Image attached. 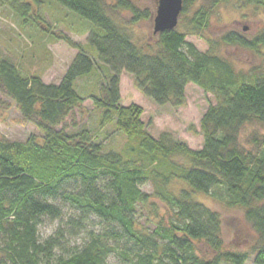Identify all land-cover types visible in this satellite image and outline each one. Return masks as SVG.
<instances>
[{"label": "trees", "instance_id": "trees-1", "mask_svg": "<svg viewBox=\"0 0 264 264\" xmlns=\"http://www.w3.org/2000/svg\"><path fill=\"white\" fill-rule=\"evenodd\" d=\"M51 1L88 20L91 32L82 45L45 28L78 50L58 83L0 58V93L43 138L0 139V264H108L113 256L120 264H246L252 254L264 264V67L239 70L215 52L224 43L263 55L264 29L252 38L207 35L215 9L230 0H184L178 26L152 42L133 35L152 17L136 0H0V7L41 25L33 8ZM259 5L264 0H243L241 7ZM122 11L130 16L121 19ZM189 35L207 40L209 51H199ZM123 71L158 105L184 106L190 83L213 94L216 103L200 121L203 146L194 149L167 132L154 137L143 107L121 102ZM88 77L98 82L89 94L98 112L95 133L68 123L86 100L78 80ZM108 125L127 138L126 149H107L98 139ZM247 127L257 128L245 135ZM147 181L153 193L141 189ZM198 193L243 210L257 234L251 252L225 249L222 216ZM155 199L165 204L168 223ZM68 208L65 225L43 238L44 220L63 218ZM95 220L100 229L88 230ZM86 230L82 243L74 241ZM202 242L212 257L198 253Z\"/></svg>", "mask_w": 264, "mask_h": 264}, {"label": "rangeland", "instance_id": "rangeland-1", "mask_svg": "<svg viewBox=\"0 0 264 264\" xmlns=\"http://www.w3.org/2000/svg\"><path fill=\"white\" fill-rule=\"evenodd\" d=\"M45 2L41 6L33 8V17H36L41 25L34 22H23L19 15L9 7H0V58H9L13 61L22 73L41 76L46 83H58L69 64L76 56L78 50L71 46L65 39H55L52 33L45 31L49 28L56 34H65L73 42L87 44L91 26L86 19L79 16L60 4L51 1ZM141 7H148L152 14L149 20L140 22L134 26L133 35L140 42H152L154 40V18L156 16L158 0H136ZM243 0H230L221 3L211 17V24L207 30L210 37H218L226 32L235 31L248 38H252L264 29V6L254 8L244 6ZM119 16L124 19L130 14L122 11ZM86 20V21H85ZM88 21V22H87ZM187 40L193 43L201 51H209L210 45L207 40L198 35H189ZM216 53L230 61L239 70L248 71L251 68L264 67V47L263 55H257L251 50L238 45L217 46ZM92 52H95L92 49ZM100 84V82H99ZM98 85L93 77L78 80L77 87L86 100L81 109L76 110L73 121L79 126L90 128L94 133L98 129V112L94 109L92 100L89 98L91 91ZM121 102L124 105L136 103L143 107V121L147 125V130L156 138L163 133H171L175 138L185 141L190 147L200 149L203 146V136L199 133L200 121L210 104H215L216 99L213 94L206 93L195 84H188L186 87L187 102L182 107L171 105H158L151 98L147 97L136 87L134 76L123 71L121 74ZM254 128L247 127L244 134H248ZM108 131L99 135V140L103 141L107 149L124 150L128 147L127 138L116 132L112 125L103 128ZM30 137H34L38 142H42V133L35 124L26 121L16 103L6 95L0 93V139L9 141L26 142ZM141 189L147 193H153L154 185L151 181L140 185ZM196 199L204 202L213 210L220 213L223 222V239L225 249L233 252H251V248L257 238V234L251 224L245 219L243 210L239 208H229L220 198L212 195L198 193ZM160 206V218L165 223L169 222L170 215L166 211L164 203L156 200ZM73 212L66 210V215L57 220L45 219L40 225V233L43 238L53 234L59 226L66 223L67 217ZM145 220V211L142 212ZM99 230L100 225L97 220L88 224V230ZM87 230L82 232L74 241L82 243L86 237ZM198 253L203 257H212L215 253L204 242L198 245ZM255 255L252 254L246 264L254 263ZM108 264H120L116 256L109 258Z\"/></svg>", "mask_w": 264, "mask_h": 264}, {"label": "water", "instance_id": "water-1", "mask_svg": "<svg viewBox=\"0 0 264 264\" xmlns=\"http://www.w3.org/2000/svg\"><path fill=\"white\" fill-rule=\"evenodd\" d=\"M184 0H158L154 18V33L175 29L183 11Z\"/></svg>", "mask_w": 264, "mask_h": 264}]
</instances>
